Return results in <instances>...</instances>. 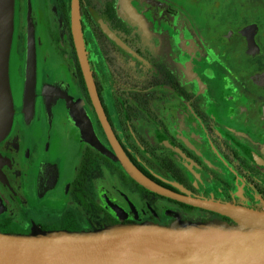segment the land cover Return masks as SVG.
<instances>
[{
    "label": "flooded vegetation",
    "instance_id": "1",
    "mask_svg": "<svg viewBox=\"0 0 264 264\" xmlns=\"http://www.w3.org/2000/svg\"><path fill=\"white\" fill-rule=\"evenodd\" d=\"M27 2H16L10 49L15 112L0 140L1 232L232 222L181 198L264 211V0H79L95 99L71 0L32 2L25 103ZM93 142L121 150L180 199L147 189Z\"/></svg>",
    "mask_w": 264,
    "mask_h": 264
},
{
    "label": "water",
    "instance_id": "2",
    "mask_svg": "<svg viewBox=\"0 0 264 264\" xmlns=\"http://www.w3.org/2000/svg\"><path fill=\"white\" fill-rule=\"evenodd\" d=\"M15 0H0V140L12 125L13 96L9 59ZM70 25L76 52L92 97L97 98L82 41L79 0H71ZM32 40V28L29 30ZM34 43L27 44V80L24 100L34 88ZM138 183L160 194L177 196L145 176L119 149L112 155ZM232 220H178L170 226L153 222L107 226L96 230H42L28 234L0 231V264H264V211L201 198H181Z\"/></svg>",
    "mask_w": 264,
    "mask_h": 264
},
{
    "label": "rangeland",
    "instance_id": "3",
    "mask_svg": "<svg viewBox=\"0 0 264 264\" xmlns=\"http://www.w3.org/2000/svg\"><path fill=\"white\" fill-rule=\"evenodd\" d=\"M27 1L28 2H27L26 23H27V44H28L29 41L34 43L35 14H34V10H33L34 8L32 5V2H34V7H35V6L39 5V0H27ZM14 2H15V4H14L13 25L15 24V5H16L17 0H15ZM30 28H32V40H30V36H29ZM13 33H14V27H13ZM12 38H13V36H12ZM10 60H11V58H10ZM34 61H35V53H34ZM9 64H10V61H9ZM10 87H11V82H10ZM11 91H12V96H13L14 95V87L11 88ZM13 104H14V98H13ZM14 109H15V105H14ZM176 221H178V220H176ZM210 221H226V220L220 219V218H213V219H210V220L204 221V222H210ZM228 223H231V222H228ZM86 230H96V229H85V230H79V231H86Z\"/></svg>",
    "mask_w": 264,
    "mask_h": 264
},
{
    "label": "bare ground",
    "instance_id": "4",
    "mask_svg": "<svg viewBox=\"0 0 264 264\" xmlns=\"http://www.w3.org/2000/svg\"><path fill=\"white\" fill-rule=\"evenodd\" d=\"M81 258H82V255L81 254L74 255V256H71V257L67 258L65 260V263H67V264H76Z\"/></svg>",
    "mask_w": 264,
    "mask_h": 264
}]
</instances>
